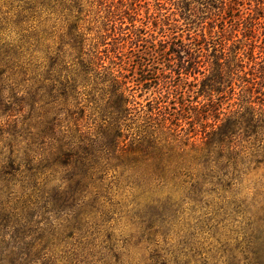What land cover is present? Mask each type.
Here are the masks:
<instances>
[{
    "label": "rangeland",
    "instance_id": "1",
    "mask_svg": "<svg viewBox=\"0 0 264 264\" xmlns=\"http://www.w3.org/2000/svg\"><path fill=\"white\" fill-rule=\"evenodd\" d=\"M112 1L0 0V264H264V137L229 144L226 167L199 151L211 90L225 113L240 91L208 58L264 65V0ZM91 51L109 69L88 71Z\"/></svg>",
    "mask_w": 264,
    "mask_h": 264
},
{
    "label": "trees",
    "instance_id": "2",
    "mask_svg": "<svg viewBox=\"0 0 264 264\" xmlns=\"http://www.w3.org/2000/svg\"><path fill=\"white\" fill-rule=\"evenodd\" d=\"M236 1L237 0H231V4ZM235 5L236 3L234 4V6ZM121 6L122 5L120 3L114 4V2L111 0V11H109L108 13L109 16L112 17L114 16L115 12L118 13ZM177 32L178 27H175L174 31H172V37L170 41L165 43L167 46L171 44L172 47H177L175 44V41L178 40L176 35ZM123 37L121 38L122 42L120 44H113L114 51L121 49L122 46L127 43V38ZM145 41L147 42L146 38H144V36H139V34L136 32L135 38L134 40H132L131 43L137 45V43H144ZM94 46H96V44ZM171 46L168 48L167 51L157 50L155 46H153V49L150 48V50H148L149 52H147L146 55H150L153 60L156 59L155 55H157V57L172 56L175 57V59L178 57L180 59V62L183 64L184 68H186L185 63H187L186 56L190 55L192 60L194 61V64L196 65H193V70L198 69L199 62L197 61V56H194L193 53L190 54L192 51H190V48L188 49L186 48L187 46H182L183 49L179 47V50L171 52ZM82 49H85V47H82ZM200 50L201 49L199 47L193 52L199 53ZM92 52L93 51H91L90 54H88L87 52L86 55L88 57H83V60L87 61L88 64L87 70H96L98 67L102 68L103 70L107 69L108 67L104 65L105 59L102 57L101 52H93L94 54ZM82 55L85 56L84 53ZM210 57L211 58H208V61L211 66L210 71L212 75L208 80L211 81V83L213 82L215 85H218L220 83H223L224 79L228 77L231 78V80H234L232 75L238 76L240 78V82L238 83V88L240 91L236 94L234 93V90L231 89L228 93L230 97L229 99L233 98V95H237V97H235L236 102H234L232 105L234 109L230 110L228 113L221 111L222 102L225 101L224 98H227L226 96H223L224 88L221 87L219 89L217 88V90H211L212 93H215L217 95L220 94L221 97L217 98V102H214L211 96L212 99L210 100V104L208 105V108H206V110L203 112L205 117L210 116L214 120L213 123L210 125H203V131L201 132V142L202 145L205 146V148L201 147L199 151L206 152L208 154V159H210V157H213V155H216L215 167H226L227 164L233 160L230 158L225 160V156L222 155L223 153L229 151V144H232L234 141H236L237 138L244 137L247 138V140H260L262 139V137H264V91H261V87L259 88V85H264V71L262 70L264 69V65L262 66L260 63L253 62V66L251 67L250 73H244L245 76H241L240 74L243 72V70H240L243 69L242 61H236L235 64H233L232 66L231 64L232 62H234V60L229 61L226 56L223 57L222 55L210 54ZM145 61L146 60L143 59V61H141L139 65L142 68V73H144V76H150L152 71L147 69L149 64ZM257 66L259 67L258 69L256 68ZM111 74L113 75V85H111V87L114 88V90L110 92V102H112L113 100V103H119L120 106H117L118 108L123 107L124 105H128L129 99L124 96L127 91L125 82H119L117 79L119 76H115L114 73ZM246 75H250V77H246ZM152 76H154L157 81L159 80V75L152 74ZM140 82L138 83V85H140ZM210 89H212L211 86ZM163 117V120H167V116ZM110 131L112 134H114V136L109 143V149H113L115 146L118 147V141L120 137L123 136V134L118 131V126H113L112 129L110 128ZM144 142L145 141L142 139H133V142L131 144L125 145V147L123 148L126 149L123 150H131L134 152L144 151L143 147L147 144V142L146 144ZM235 147L236 146H233L231 148L232 150L230 151L235 152ZM225 162L227 163L226 165Z\"/></svg>",
    "mask_w": 264,
    "mask_h": 264
}]
</instances>
